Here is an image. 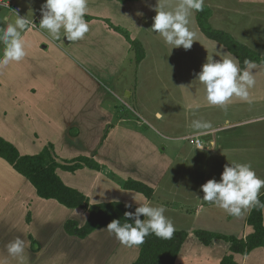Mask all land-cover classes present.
I'll return each instance as SVG.
<instances>
[{
	"label": "crops",
	"instance_id": "0c3cea01",
	"mask_svg": "<svg viewBox=\"0 0 264 264\" xmlns=\"http://www.w3.org/2000/svg\"><path fill=\"white\" fill-rule=\"evenodd\" d=\"M43 2L0 0V26L6 25L4 17L9 22L16 19L15 12L33 19L36 24L22 33L27 44L26 57L19 63L0 65V138L20 156L38 155L51 145V154L59 164L85 157L102 166L101 170L84 164L74 171L60 167L55 170L67 187L83 194L91 205L116 202L139 207L150 203L164 205V214L169 219L190 218L182 227L175 221V229L184 231L186 237L174 264H219L228 254L237 264H264L263 247L245 254L234 253L225 240L214 239L205 245L195 236V231L203 230L242 239L253 232L246 222L250 211L240 217L228 214L229 225L226 220L220 226L211 223L215 215L204 222L202 217L218 207L202 200L204 193L200 186L209 179L219 180L225 164L242 163L236 157L239 153L252 154L257 148L264 153V146L258 147L252 142L253 135L246 136L248 140L243 142L241 139L245 137L235 130L243 124L263 120L264 115L248 118L249 115L236 114L238 111H235L236 117L218 115L215 122H210V128L201 130L193 129L187 118L203 108L217 107V114H223L228 107L243 110L242 106L259 104L264 100V76L263 81L256 76L260 72L264 75V64L256 63L257 68L251 70L255 85L249 89L248 101L233 97L225 108L212 106L205 100L202 85L194 81L196 73L208 55L219 60L215 52L229 50L203 34L196 12L189 25L195 41L186 51L183 47L172 49L173 46L151 30L158 0H87L85 20L89 32L82 40L63 44V32L60 40H52L46 30L40 29L39 10ZM163 2L171 8L178 0ZM204 7L211 10L207 22L212 29L225 32L264 57V0H204ZM141 33H146L167 51L170 71L176 80L171 85H175L164 86L167 83L162 82V72L155 66L147 88L178 91L172 97L169 92L176 105L168 104L170 108L175 107L173 112L171 108L170 116L184 111L185 118L179 123L183 126L178 128V132H183L180 135L177 128L172 135L169 134L172 130L167 132L175 127L173 123L168 128L162 125V134L152 128L151 119H163H156L155 114L162 113L160 107L150 106L154 104L150 98L157 97L155 92H144L147 102H141L132 113L121 115V122L116 120L115 106L124 101L113 86L119 84L122 75L123 90H128L129 80L122 74L126 61L133 56L137 65L144 61L145 55L137 52ZM131 96L132 92H127L126 97ZM162 137L168 142L162 143L159 139ZM197 163H202L204 171L199 184L193 185L187 174L174 172L177 164ZM258 168L264 172V166L255 170ZM130 180L151 188L152 195L147 198L141 192L123 188V183ZM263 194L264 188L259 196ZM261 213L264 225V209ZM88 217L89 212L84 208H68L55 199L38 196L29 180L0 156V264H133L140 247L122 245L114 234L105 230L107 225L84 237L66 231L67 220H74L82 227ZM17 236L24 240V252L11 256L5 245Z\"/></svg>",
	"mask_w": 264,
	"mask_h": 264
},
{
	"label": "clouds",
	"instance_id": "9594fccd",
	"mask_svg": "<svg viewBox=\"0 0 264 264\" xmlns=\"http://www.w3.org/2000/svg\"><path fill=\"white\" fill-rule=\"evenodd\" d=\"M204 0H178L174 7H167L163 0H158L152 18L151 30L160 35L164 42L173 48L183 47L190 50L195 41V33L190 29L191 17L194 12L202 11ZM40 29L47 31L52 40H60L61 33L68 42L84 39L89 32V24L85 20L88 11L87 0H44L40 7ZM15 22H9L4 17L6 27H0V44L3 45L0 55V65L6 66L11 62H21L27 55L26 41L22 33L29 26L36 24L33 19L21 17L17 12ZM217 49V45L215 46ZM207 56L201 70L196 73L194 81L203 87L205 100L209 105L226 107L233 97L248 101L249 89L255 85L253 69L257 68L255 61L245 59L244 67L230 52L216 51ZM156 119H162L161 112H157ZM195 130L208 129L210 122L193 120ZM264 179L257 176L250 163L231 162L225 164L220 179H209L200 186L204 193L202 200L215 204L227 214L240 217L244 212L253 208L264 209V203L259 199ZM134 200L136 201L135 197ZM131 208V204H125ZM164 205L154 206L150 203L140 204L135 211L124 213V223L120 219H113L106 229L110 234L128 247L139 246L144 243L146 236L154 234L163 239H170L176 231L172 221L165 216ZM143 215L144 219L140 217ZM132 221V222H129ZM11 256H19L24 252V240L17 236L6 245Z\"/></svg>",
	"mask_w": 264,
	"mask_h": 264
},
{
	"label": "trees",
	"instance_id": "16d2710c",
	"mask_svg": "<svg viewBox=\"0 0 264 264\" xmlns=\"http://www.w3.org/2000/svg\"><path fill=\"white\" fill-rule=\"evenodd\" d=\"M209 11L203 7L202 11L196 12L198 26L208 38L223 44L240 61V67H244V60L249 59L259 64H264V57L259 56L245 46L235 41L230 35L223 31L214 30L208 24ZM139 50V49H137ZM140 59V55H139ZM52 146L44 148L43 151L35 156H20L15 148L0 138V156L6 159L20 174L25 176L35 187L38 196L46 199H55L60 204L75 208L81 207L89 212V217L82 227L74 220L65 222V229L69 234L84 237L92 230L105 226L113 219H120L124 223V213L134 212L136 206L126 208L121 203L89 204L87 198L80 192L67 187L58 177L55 170L60 167L68 171H74L81 165H86L97 170L103 169L102 166L85 157H78L71 161H66L64 165L56 162L54 155L51 154ZM123 188L141 192L149 198L153 190L140 182L127 181L123 183ZM264 203V195L259 197ZM143 219V215L140 217ZM132 222V221H129ZM253 232L245 238L226 237L203 230L195 231V236L205 245L211 244L214 239H222L230 243V251L245 254L257 247L264 248V225L262 223V213L260 208H253L247 219ZM186 237L184 231L176 230L170 239H163L150 234L145 237L144 243L139 245L140 252L133 264H174L181 244ZM219 264H237L231 254L225 255Z\"/></svg>",
	"mask_w": 264,
	"mask_h": 264
},
{
	"label": "rangeland",
	"instance_id": "374dc122",
	"mask_svg": "<svg viewBox=\"0 0 264 264\" xmlns=\"http://www.w3.org/2000/svg\"><path fill=\"white\" fill-rule=\"evenodd\" d=\"M208 11H209V15L211 16V10L209 9ZM219 14H221L220 11H219ZM210 16H209V18H210ZM210 21H211V19H210ZM210 21H209V23H210ZM11 22L14 23L15 18H14V20L12 19ZM0 27H6V25L3 24ZM242 31L244 32L243 29H242ZM239 33H240V31H239ZM139 37L140 38L138 39V41L141 40L140 41L141 42L140 43L141 48L139 47L138 48L139 50L137 52L140 55H142V54L145 55L144 61L141 63L138 62V65H137L136 64L137 60L136 61L134 60V56H133V58H130V60L126 61L122 74L125 75L124 78L127 77L129 80L128 81V87H127L128 90H123L124 80L122 79V75H121V81H119V84L113 86L115 88L114 90L116 91L117 95L120 96L124 101V104H122L123 102L121 101V102H118L119 104H117L115 106L116 107L115 111L117 114L116 120L118 122L122 121L121 115H124L127 112L132 113L133 109L139 108V104L141 102L146 101L145 97L143 96V93L149 91L147 87L149 85H151V82H152L151 79H153V69L155 66L159 69V72H162V74H161L162 82L167 83L164 86L170 85L171 87H173L175 84L171 85V83H176L175 77L173 76L172 72L170 71L171 69H170V65L168 62V55L166 53L167 51L165 50V48L163 46H161L159 43L154 42L152 40V38H150L146 33H143V34L141 33ZM62 42H63V44H67V40H66V38H63V36H62ZM43 45L44 44H42L41 46H43ZM2 48H3V45L0 44V55L2 54ZM135 49H137V48L135 47ZM169 57H171V56H169ZM88 66L89 65H87V68H88ZM263 76L264 75L261 74V72H260L259 75L256 76V78L259 81H263V79H262ZM51 78H53L52 75H51ZM164 86H162V87H164ZM130 91L132 92V96L126 97L127 92H130ZM53 92L55 94L56 90ZM53 92L51 94H53ZM149 92H155L154 94L157 96L156 99H154V100L150 98V102L151 103L154 102V104H151L150 106L153 105L156 107H160V110L164 114L163 119L160 121H156V120L153 121L151 119L150 124L152 125V128L153 127L156 128V130H158V132L162 134L164 131L161 129V126L164 125L165 127L168 128L173 123V124H175V127L173 129H168L167 132H170V130H172L169 133L172 135L173 130L177 128V130H176L177 135L182 134L183 133L182 131L178 132V128L181 129L183 126V124H179V123H181L185 118L184 111L182 110L181 112H174L170 116V114L173 112L175 107L174 108L171 107L172 108V112H171L170 111L171 108L169 107V104H168L169 102H173L176 105V102L171 100V97L175 94H178V91L173 90V89H156V91H149ZM169 92H171V97L169 95ZM108 96H110V95H108ZM111 98L114 99V97H111ZM176 108H177V106H176ZM178 108H181V107H178ZM223 108H225V107H223ZM241 108L243 110H241V109L238 110L237 108L228 107L226 109V113H223V114H217V109H218L217 107L203 108V109L196 110V112L194 114H191V116H187V118L190 120V124L192 125L193 120L215 122L219 116L236 117V115H234L235 111L239 112V113H236L238 115H240V114L242 116L249 115V116H247L248 118L252 117V115L262 116V115H264V100L259 102V104H257V105L251 104V105H247V106H242ZM211 111H213V112H211ZM125 121L127 123V118H125ZM235 130L237 133L239 131V134L241 136L245 137V138L241 139V141L245 142L246 140H248V138H246V136L253 135L252 142L256 143L258 145V147H260V145L264 146V119L257 121V122H251L248 124H243V125H241V127H236ZM159 139L162 143L168 142L167 138L162 137ZM244 147H247V144ZM257 149L258 150L255 153H252V154L251 153H239L238 155H236V157L242 163H252L253 162V164H251V166H253L252 167L253 170L256 172V174L257 173L259 174V175L257 174L258 177H260L261 179L262 178L264 179V172L258 171V170H260L259 168L257 169V171L255 170L258 166H264V153H261L260 148H257ZM182 156L185 158V155H182ZM228 156L232 157L233 155H228ZM194 159H196V158H194ZM179 162L182 163L184 161L182 160ZM214 162H217V160H214ZM201 165H202V163H199V164L197 163L195 165L192 164L189 166H182V165L177 164V165H175L174 172H178L182 176H185L187 174L190 177V180L193 183V185H195L196 182L199 184L200 176H202V174L204 173V171L201 169ZM206 174H208V173L205 172V175ZM179 181L181 183H183L181 181V179H179ZM151 205H154V204H151ZM205 213L206 212H204V215H205ZM212 215H215L216 218L211 219ZM227 215L228 214L224 210H222L218 207V208H214L213 210L209 211L208 216L207 217L203 216L202 219H204V222H206L208 219H211L210 220L211 223L216 222V225H219V226H220V224L224 223V220H226L227 221L226 224L229 225V223H228L229 220H228ZM244 215H245V212H244L243 216ZM249 215H250V213H249ZM189 219L190 218H188V219H186V218L179 219L178 218L177 219V217H173V218L171 217L170 220L172 221L174 226H175V221H177V226L182 227L183 222L187 221ZM243 220L245 221V218H243ZM215 228H216V226H215ZM230 229L231 228H227V230H230ZM229 235H231V234H229Z\"/></svg>",
	"mask_w": 264,
	"mask_h": 264
},
{
	"label": "built area",
	"instance_id": "2783aa9c",
	"mask_svg": "<svg viewBox=\"0 0 264 264\" xmlns=\"http://www.w3.org/2000/svg\"><path fill=\"white\" fill-rule=\"evenodd\" d=\"M196 143L199 145V142L198 141H196Z\"/></svg>",
	"mask_w": 264,
	"mask_h": 264
}]
</instances>
